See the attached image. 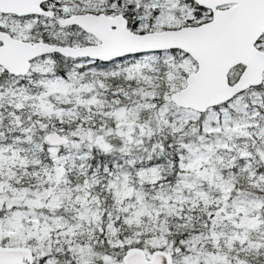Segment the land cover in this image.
Listing matches in <instances>:
<instances>
[{
	"label": "snow or ice",
	"instance_id": "1",
	"mask_svg": "<svg viewBox=\"0 0 264 264\" xmlns=\"http://www.w3.org/2000/svg\"><path fill=\"white\" fill-rule=\"evenodd\" d=\"M0 264H264V0H0Z\"/></svg>",
	"mask_w": 264,
	"mask_h": 264
}]
</instances>
